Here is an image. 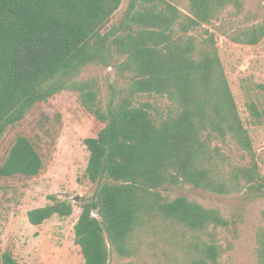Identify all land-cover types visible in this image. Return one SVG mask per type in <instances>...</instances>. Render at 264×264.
<instances>
[{
	"label": "trees",
	"instance_id": "1",
	"mask_svg": "<svg viewBox=\"0 0 264 264\" xmlns=\"http://www.w3.org/2000/svg\"><path fill=\"white\" fill-rule=\"evenodd\" d=\"M122 3L0 0V143L38 103L77 94L84 110L105 124L84 141L86 175L96 187L74 228L84 264H223L247 205L264 198V174L217 36L258 45L264 7L188 0L185 13L169 0H129L107 27ZM202 26L213 29L196 33ZM89 66L114 69L106 97L98 78L79 79ZM247 108L253 123L264 125V106L250 100ZM233 149L249 164L234 162ZM42 169L40 154L20 136L0 177L33 178ZM189 191L241 200L225 215ZM50 199L28 212L31 225L72 215L71 201ZM255 243V264H264V211ZM0 264L21 263L4 252Z\"/></svg>",
	"mask_w": 264,
	"mask_h": 264
},
{
	"label": "rangeland",
	"instance_id": "2",
	"mask_svg": "<svg viewBox=\"0 0 264 264\" xmlns=\"http://www.w3.org/2000/svg\"><path fill=\"white\" fill-rule=\"evenodd\" d=\"M120 10L107 27L116 22L127 7ZM187 13L188 0H169ZM247 7H264V0H243ZM217 25V23L215 24ZM213 27L202 26L196 33ZM195 33V34H196ZM217 47L234 95L239 114L251 136L260 172L264 174V125L253 123L247 102L264 106V39L255 46L236 44L217 36ZM98 78L104 86L115 78L113 68L89 66L80 80ZM258 86H262L259 88ZM105 127L81 106L78 95L61 92L48 102L38 103L25 118L10 127L0 143V167L20 136L26 137L43 161L41 173L33 178L0 177V254L10 252L21 264H84L75 241V225L81 215V204L95 192V185L86 175L89 152L84 144ZM234 162L248 165L235 149L228 151ZM206 207L220 208L229 215L240 204L238 197H213L203 191L186 192ZM51 196L73 203L70 217L54 216L40 226H33L28 212L52 204ZM76 197H80L77 201ZM264 198L247 205L240 236L234 250L223 264H255V233L262 223ZM116 264V263H115Z\"/></svg>",
	"mask_w": 264,
	"mask_h": 264
},
{
	"label": "water",
	"instance_id": "3",
	"mask_svg": "<svg viewBox=\"0 0 264 264\" xmlns=\"http://www.w3.org/2000/svg\"><path fill=\"white\" fill-rule=\"evenodd\" d=\"M80 199V197H76V199L75 200H79ZM94 215L96 216L97 215V211H94Z\"/></svg>",
	"mask_w": 264,
	"mask_h": 264
}]
</instances>
